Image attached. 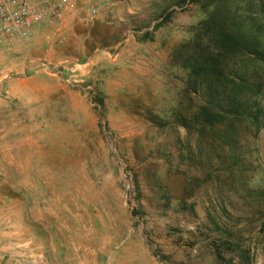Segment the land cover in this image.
<instances>
[{"label": "rangeland", "instance_id": "374dc122", "mask_svg": "<svg viewBox=\"0 0 264 264\" xmlns=\"http://www.w3.org/2000/svg\"><path fill=\"white\" fill-rule=\"evenodd\" d=\"M76 1L0 52V264H264V123L234 158L177 123L200 7Z\"/></svg>", "mask_w": 264, "mask_h": 264}, {"label": "trees", "instance_id": "16d2710c", "mask_svg": "<svg viewBox=\"0 0 264 264\" xmlns=\"http://www.w3.org/2000/svg\"><path fill=\"white\" fill-rule=\"evenodd\" d=\"M187 3L197 4L204 17L171 51V62L185 71L184 101L177 102L185 112L178 111L177 123L188 128L195 122L234 158L239 127L255 133L264 123V0L174 1L177 7ZM170 6L153 29L170 19Z\"/></svg>", "mask_w": 264, "mask_h": 264}, {"label": "built area", "instance_id": "2783aa9c", "mask_svg": "<svg viewBox=\"0 0 264 264\" xmlns=\"http://www.w3.org/2000/svg\"><path fill=\"white\" fill-rule=\"evenodd\" d=\"M76 6V0H0V52L56 26Z\"/></svg>", "mask_w": 264, "mask_h": 264}, {"label": "crops", "instance_id": "0c3cea01", "mask_svg": "<svg viewBox=\"0 0 264 264\" xmlns=\"http://www.w3.org/2000/svg\"><path fill=\"white\" fill-rule=\"evenodd\" d=\"M29 242L30 241L19 244L21 246V249L14 250L15 252L13 254H18V256H19L18 258L15 259L16 261L24 262L27 260V257H31V255H33L31 253L30 248L27 247ZM33 256H35V255H33Z\"/></svg>", "mask_w": 264, "mask_h": 264}]
</instances>
